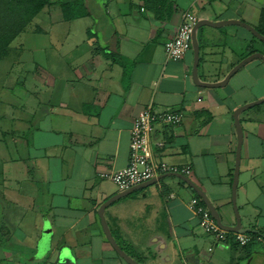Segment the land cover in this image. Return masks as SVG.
<instances>
[{"label":"crops","instance_id":"crops-1","mask_svg":"<svg viewBox=\"0 0 264 264\" xmlns=\"http://www.w3.org/2000/svg\"><path fill=\"white\" fill-rule=\"evenodd\" d=\"M94 1L104 18L91 13L69 20L48 19V44L41 53L58 57L65 47L66 53L75 52L70 62H63L64 68H72L71 78L59 72L62 78L57 80L53 66L38 63L44 92L29 89L26 85L33 83L26 82L23 100L0 81V90L10 93L8 97L0 93V151L10 144L1 137L9 136L15 143L21 139L27 150L23 158H11L10 178L0 180V232L7 235V241L0 236L1 264H129L102 226L99 209L121 192L102 174L128 165L130 129L148 105L182 114L179 125L156 127L153 138L165 141L156 151L158 158L190 166L192 174L187 177L205 192L224 222L235 223L234 111L264 97V63L255 59L226 85L203 87L193 79V47L181 60L170 61L164 45L187 10L214 22L241 20L264 34V0ZM85 17L91 19V26L68 43V33L60 34L57 25ZM202 30L212 33L210 41L203 39ZM54 31L60 32L51 36ZM198 38L199 77L207 82L224 80L253 52L264 54V42L241 25L205 26ZM8 55L0 60V67ZM11 67H4L7 80L12 78ZM260 113L240 114L244 140L236 195L244 226L260 239L240 246L219 243L205 234L188 207L199 194L186 180L169 176L104 210L114 237L130 256L142 264H264V117ZM22 179H27L23 192ZM4 216L9 224L2 226ZM15 224L25 225L32 235L17 237L10 228ZM27 248L30 253L24 251Z\"/></svg>","mask_w":264,"mask_h":264},{"label":"built area","instance_id":"built-area-1","mask_svg":"<svg viewBox=\"0 0 264 264\" xmlns=\"http://www.w3.org/2000/svg\"><path fill=\"white\" fill-rule=\"evenodd\" d=\"M198 20V16L193 12L189 10L183 12L175 35L164 45L167 60L179 61L192 48L193 32ZM181 122L182 114L178 111L173 109L157 110L148 105L134 119L130 129L128 165L119 170L104 173L102 176L113 181L120 191L128 190L167 173L190 176L192 174L190 166L171 165L158 158L156 151L165 146V141L153 138L158 124L175 127ZM188 207L198 218L199 226L203 232L212 236L219 243L235 242L240 246H245L255 239H260L252 232H232L223 229L200 196L193 197L188 203Z\"/></svg>","mask_w":264,"mask_h":264},{"label":"rangeland","instance_id":"rangeland-1","mask_svg":"<svg viewBox=\"0 0 264 264\" xmlns=\"http://www.w3.org/2000/svg\"><path fill=\"white\" fill-rule=\"evenodd\" d=\"M97 4H98L97 1L88 0L85 7L88 8L90 12L95 14L97 17L104 18L105 15L103 17V10L101 8H97ZM62 16H63L62 9L60 8L59 5L54 4L51 7L46 8L42 12H40L26 26L24 30L19 32L16 39L12 41L11 48L9 50L11 52L9 55L7 54L9 56L8 58L10 60V63H9V60L6 58L1 63L2 67H0V81L2 83L7 84L6 86L10 88L11 90V95H15L17 96L18 99L23 100L25 98L24 86L26 82L33 83V85H26L29 89L33 88V91L38 92L41 95L43 94L44 87L42 86L41 82H43L44 78L42 77V75L44 74L42 73L40 74V68L38 66V63L46 67L48 65L53 66L54 73L58 77L57 80H59L60 73H65L69 76L73 75L72 68L70 67V69L67 70L66 68H64V64H63V62H70L71 59L74 58L75 52H71L70 54L66 53L67 50H69L68 47L64 48L65 49L64 52L58 53L59 55H61L58 57L47 58L41 53V50H42L41 48H44L48 44L49 36L46 33V30L48 31L50 29V25L48 24L49 23L48 19L50 18L51 21H54V20L56 21V18H61ZM90 22H91V19L89 17H85L76 22L60 23L59 25H57V28L61 32L54 31L51 33V36H54L52 34H59V32L60 34H64V31H65L66 33H68V38H67L69 39L68 43L71 44L76 38L80 37L82 33L85 34L87 27L91 26ZM19 25H20V22H19ZM55 59H57L58 61H54ZM9 65L13 67V69L11 67L12 78L7 80V77L6 75H4L3 72L7 69L4 67L9 66ZM69 76H67V78H71V76L70 77ZM6 90L4 91L0 90V93H2L1 94L2 97H8L10 95L9 91H6ZM248 111L254 114L262 112L260 113V116L264 117V113H263L264 112V102L259 105H256L255 107H252L251 109H248ZM1 138L3 139V141H7L10 143L9 147L2 145V149L0 151V180L3 181V179L8 180L10 178L9 176L10 170L8 169V166L12 160L11 158L21 159L24 157L27 150L24 144L20 143L22 142L20 141L21 139L15 143L14 137L9 136L5 139L4 137H1ZM20 164L22 166L21 162ZM26 180L27 179H22L21 181V187H20L21 192L27 189V186L25 184ZM4 217L5 218H1L2 226H4L5 224H9L8 218L6 219V216ZM26 218L29 219V216H27ZM10 228L12 230V233L20 238L22 236L32 235L33 233V232L28 231L25 225L15 224L14 226H11ZM2 233L3 232H0V236H4V239L7 241V238H6L7 235L6 234L2 235ZM4 242H2V245H4ZM31 250L32 249L27 248L24 251L26 253H30ZM1 257L4 258V255L0 252V264L2 262Z\"/></svg>","mask_w":264,"mask_h":264},{"label":"water","instance_id":"water-1","mask_svg":"<svg viewBox=\"0 0 264 264\" xmlns=\"http://www.w3.org/2000/svg\"><path fill=\"white\" fill-rule=\"evenodd\" d=\"M230 24H236V25H241L244 26L246 28H248L255 36H257L258 39H260L261 41L264 42V34L261 33L258 29H256L254 26L243 22L241 20H222V21H218V22H214L212 20H208V19H199L197 24L195 25L194 28V32H193V49H194V54H195V60H194V65H193V79L194 82L198 85V86H203V87H210V88H215V87H222L224 85H226L229 81V79L236 73L238 72L243 66H245L246 64H248L249 62L255 60V59H261L264 63V54L262 52H253L251 54H249L248 56L244 57L240 62H238L231 70L230 72L227 74V76L225 77L224 80L222 81H217V82H207V81H203L200 79L199 77V54H200V41L198 38V31L199 29L205 27V26H209V27H222L225 25H230ZM202 36L203 39H205L206 41H210L212 38V33H210L208 30H202ZM264 102V97L258 100H254L252 102H249L247 104H244L242 106H239L235 111H234V119H235V125H236V129H237V134H238V146H237V157H236V168H235V175H234V181H233V190H232V202H233V208H234V214H235V223L233 224H229L224 222V216L220 213V211L213 205V203L211 202V200L208 198V196L205 194V192H203V190L197 186L189 177L181 175V174H174V173H167V174H163L157 178L151 179L147 182H144L142 184H139L137 186H134L128 190L125 191H121L117 194H115L114 196L110 197L106 202H104V204H102L101 208L99 209V214L101 217V221H102V226L104 229V232L109 240V242L111 243V245L113 246V248L116 250V252L129 264H142L141 262L137 261L136 259H134L132 256H130L118 243V241L116 240V238L114 237L109 224L104 216V210L113 202H115L116 200L131 194L132 192L152 185L155 182L169 177V176H178L184 180H186L199 194V196L203 199V201L205 202V204L208 206V208L211 210L213 216L215 217L217 223L225 230L228 231H232V232H249L251 231L250 228H247L244 226L239 209H238V205H237V186H238V180H239V172H240V158H241V149H242V144H243V140H244V131H243V126L240 120V114L246 110H248L249 108H252L256 105H259L261 103Z\"/></svg>","mask_w":264,"mask_h":264},{"label":"trees","instance_id":"trees-1","mask_svg":"<svg viewBox=\"0 0 264 264\" xmlns=\"http://www.w3.org/2000/svg\"><path fill=\"white\" fill-rule=\"evenodd\" d=\"M86 3L87 0H0V60L6 57L19 32L44 9L57 4L64 18L69 20L90 15ZM89 32L92 33L91 30Z\"/></svg>","mask_w":264,"mask_h":264}]
</instances>
